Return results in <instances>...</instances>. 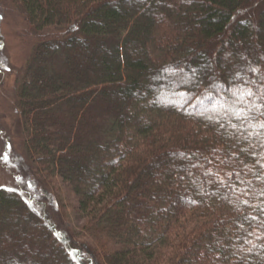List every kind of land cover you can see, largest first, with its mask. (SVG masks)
Masks as SVG:
<instances>
[{"label": "trees", "instance_id": "16d2710c", "mask_svg": "<svg viewBox=\"0 0 264 264\" xmlns=\"http://www.w3.org/2000/svg\"><path fill=\"white\" fill-rule=\"evenodd\" d=\"M10 1L40 39L26 152L77 198L94 258L0 189V264H264V100L231 92L264 85V0Z\"/></svg>", "mask_w": 264, "mask_h": 264}, {"label": "rangeland", "instance_id": "374dc122", "mask_svg": "<svg viewBox=\"0 0 264 264\" xmlns=\"http://www.w3.org/2000/svg\"><path fill=\"white\" fill-rule=\"evenodd\" d=\"M61 33L50 29L44 34ZM39 40L20 9L10 0H0V189L16 191L46 216L60 237L65 236L74 257L81 252L94 258L93 240L83 237L86 219L78 212L77 198L60 178L44 176L26 152L28 133L20 115L18 87Z\"/></svg>", "mask_w": 264, "mask_h": 264}, {"label": "snow or ice", "instance_id": "6c2138e0", "mask_svg": "<svg viewBox=\"0 0 264 264\" xmlns=\"http://www.w3.org/2000/svg\"><path fill=\"white\" fill-rule=\"evenodd\" d=\"M197 70L196 69H192L191 72L194 74ZM249 71L254 72V73H258L259 70L256 68H250ZM239 75V74H237ZM262 79H264V77H262ZM248 81H245V83H247ZM254 83V81H253ZM212 87H216L217 85L215 83H213L211 85ZM257 92H254L252 89L250 88H243V87H239V88H234L231 90L232 95L234 97H236L237 101L243 102L245 97H256L258 99H262L264 100V85H257ZM208 99L212 102L215 103V99L213 96H208ZM187 101H185L186 103ZM198 103L201 106H204V101L203 100H199ZM180 107H183V104L179 105ZM233 115L236 116L237 119H244V120H250L251 118L247 115V111L243 108L241 109H233ZM261 115H264V112L261 113ZM218 122V121H217ZM233 127H236L235 125H232ZM258 127L261 129H264V122H260L258 124ZM8 157L7 155H5L3 157V160L7 161ZM261 167H264V165H261ZM238 175V174H237ZM243 203L247 204V201H244ZM261 239H264V237H261ZM249 243H251V241H249Z\"/></svg>", "mask_w": 264, "mask_h": 264}]
</instances>
